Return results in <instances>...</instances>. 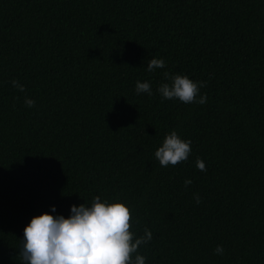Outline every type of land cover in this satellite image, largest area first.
Wrapping results in <instances>:
<instances>
[{
	"label": "trees",
	"instance_id": "1",
	"mask_svg": "<svg viewBox=\"0 0 264 264\" xmlns=\"http://www.w3.org/2000/svg\"><path fill=\"white\" fill-rule=\"evenodd\" d=\"M164 72L206 103L164 99ZM173 130L192 151L162 167ZM96 196L152 232L145 264H264V0H0V264L33 216Z\"/></svg>",
	"mask_w": 264,
	"mask_h": 264
},
{
	"label": "clouds",
	"instance_id": "2",
	"mask_svg": "<svg viewBox=\"0 0 264 264\" xmlns=\"http://www.w3.org/2000/svg\"><path fill=\"white\" fill-rule=\"evenodd\" d=\"M165 60L152 58L147 71L164 68ZM171 83H162L157 89L164 99L177 98L185 104L207 101L206 95L199 94L205 81L189 79L186 75H172L164 72ZM11 84L20 92H25L23 84L12 80ZM136 92L152 95L150 82H136ZM27 107H34L35 100L24 99ZM191 141L181 139L175 130L169 132L154 153L162 167L175 166L187 160L191 153ZM196 167L207 171L204 161L196 160ZM192 180L185 179L188 187ZM197 204L201 197L194 194ZM55 212V207H52ZM132 228V213L129 206L120 202L93 198L91 206L84 203L70 206V215L53 216L43 212L33 216L23 230V241L19 256L23 264H145L146 256L139 254V248L151 241L152 232L145 228L142 236H136ZM215 254L223 255L222 245H217Z\"/></svg>",
	"mask_w": 264,
	"mask_h": 264
}]
</instances>
